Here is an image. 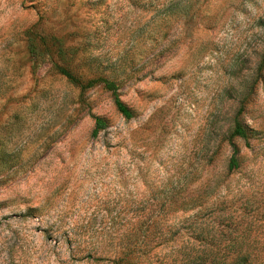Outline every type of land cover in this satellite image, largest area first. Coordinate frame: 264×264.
I'll list each match as a JSON object with an SVG mask.
<instances>
[{
  "label": "rangeland",
  "instance_id": "1",
  "mask_svg": "<svg viewBox=\"0 0 264 264\" xmlns=\"http://www.w3.org/2000/svg\"><path fill=\"white\" fill-rule=\"evenodd\" d=\"M0 264H264V0H0Z\"/></svg>",
  "mask_w": 264,
  "mask_h": 264
},
{
  "label": "trees",
  "instance_id": "2",
  "mask_svg": "<svg viewBox=\"0 0 264 264\" xmlns=\"http://www.w3.org/2000/svg\"><path fill=\"white\" fill-rule=\"evenodd\" d=\"M103 82L106 88L113 93L114 101H115L117 109L123 114V116L126 119H131L133 117V112L131 108L121 99L120 94H119V86L117 85V83H115L112 80H108V79H104ZM95 120L96 122H95V127L93 130V134L94 136H97L101 130H104L107 127V122L103 117H100V116H95ZM233 134L246 137L247 131L241 124H237ZM236 154H237V149L234 147V153L231 158L232 164H237ZM240 245H242L241 249H243L244 247L243 244H240Z\"/></svg>",
  "mask_w": 264,
  "mask_h": 264
}]
</instances>
